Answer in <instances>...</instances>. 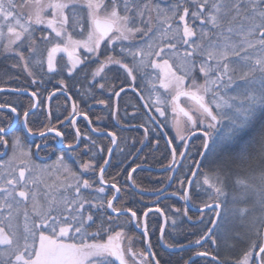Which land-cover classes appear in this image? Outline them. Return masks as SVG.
Returning <instances> with one entry per match:
<instances>
[{
  "label": "snow or ice",
  "instance_id": "6c2138e0",
  "mask_svg": "<svg viewBox=\"0 0 264 264\" xmlns=\"http://www.w3.org/2000/svg\"><path fill=\"white\" fill-rule=\"evenodd\" d=\"M0 59V79L23 73L27 80L0 93L30 99L27 107L0 102V264H162L148 222L153 211L164 217L163 247L192 252L182 264L193 257L264 264V0H0ZM129 91L137 103L121 131L142 133L131 147L158 146L166 129L176 131L166 145L169 170H185L182 191L153 192L156 201L184 202L171 206L172 217L158 204L127 199L141 165L127 170L116 153L128 140L93 127L80 107L92 100L117 118L112 101ZM57 92L71 101L69 114L53 123L49 110L47 123L34 127L37 110ZM140 112L145 119L132 124ZM197 133L193 156L188 141ZM177 138L183 151L172 147ZM183 218L200 226L195 239L166 240L168 221L175 229Z\"/></svg>",
  "mask_w": 264,
  "mask_h": 264
},
{
  "label": "flooded vegetation",
  "instance_id": "af4514ba",
  "mask_svg": "<svg viewBox=\"0 0 264 264\" xmlns=\"http://www.w3.org/2000/svg\"><path fill=\"white\" fill-rule=\"evenodd\" d=\"M5 62L0 59V67H3ZM117 75L115 69L109 73V77H114ZM117 83L119 81H116ZM55 81L51 83H46L47 90L44 92V96L48 95V92L54 90ZM70 86L73 84V81H69ZM0 86L3 87H23L27 86V80L23 73H19V79H12L5 82L4 79H0ZM31 90V89H30ZM74 98L80 99L77 96L75 89L73 88L72 92ZM97 98H107V95H101L100 91L97 89ZM7 99L8 101H14L17 104L23 105L27 107L30 103V99L27 95H8L5 93H0V102ZM112 103H118L119 112L117 118H113L110 115L109 109L105 108L102 105L94 104L92 100H88L87 103L81 102L80 107L83 111L88 112L89 117L92 119L93 127L107 128V130L116 131L118 135L121 137V141L124 139L128 140V145H125L123 142L120 143V147L125 149L123 155L119 153V149H117L116 158L124 160V165L127 170H130L131 167H135L136 164H140L141 167L137 168V171L133 173V178L136 181L137 188H129V196L127 199L130 201H141V204H146L148 207H155L158 204L165 213L172 217L173 213L171 210V206L175 205V207L183 208L184 202L181 201L178 197H170L164 198L161 197L159 201H156V197L153 195L154 190L160 188H166L167 193L172 192H180L182 191L179 183L177 181L185 175V170L180 168L179 165L175 166V170H169V164L171 162L170 149L166 145V139H170L176 136V131L171 126L166 129L168 132V136L166 138L160 139V143L157 146L155 141L153 140L151 143L145 142L146 146H142L139 143L135 145V148L131 147V142L133 139L139 141L142 138V133L135 130L125 129L121 131L127 121H129L130 116L125 115L127 112L131 114L134 111L132 107L133 104H136L137 101L133 99L132 93L129 91L127 95L122 94V98L116 102L112 101ZM143 103V102H140ZM71 101H68L65 95L57 92L55 96L52 97L51 100H45L41 109H38V115L33 117L36 123L33 125L34 127H38L41 122L47 123L46 115L50 110L52 113L53 123L56 122V119L59 118L63 120L66 115L70 112ZM91 106V107H89ZM42 113V114H41ZM171 117V113L169 114ZM101 116L105 117V119L101 121H97L96 117ZM145 119L143 112H140L136 119H132V124H137L138 122H142ZM77 126L81 128L82 132H88L89 127L87 125V121L83 119V117L77 118ZM62 130L68 133L67 141L72 140L70 128L64 127ZM200 135L194 137L189 145V148L193 154L195 155L196 149L200 144L198 139ZM97 139V142L103 144L105 147L111 146L109 144V140L107 137H94ZM35 139V138H33ZM172 147H177L178 152L183 151L182 142L177 138ZM142 151L137 152L136 149H141ZM128 152H131L132 155H127ZM106 155V153H105ZM198 158V157H197ZM177 161L181 160V157L177 155ZM188 163V161H185ZM110 174L115 175L116 170L110 169ZM173 176L174 179L169 181L168 177ZM121 185H124L126 182V172L123 176L119 177ZM146 189L147 191L143 193V199H141L140 189ZM141 204H135V207H141ZM189 215L193 216V219L197 217L198 213L195 211L194 207L190 205ZM178 222L180 221V217H176ZM149 226L150 230L155 228V232L152 234L151 239L154 245H156V251L163 252L162 256V264H182L184 259H187L192 255V252L187 250L181 252L179 249H167L163 247L162 241H159V231L158 228L161 224H164V217H161L158 213L153 211L149 214ZM200 226L194 227L191 222H188L186 218H183V223H178V226L174 229L171 225V220L168 221V224L165 225V238L169 242L172 240L178 241L180 243H187L188 239H195L194 236L191 235L192 232H199ZM137 235L138 232L133 230ZM222 255L226 254L222 251ZM234 254V253H232ZM194 264H207L205 258L193 257Z\"/></svg>",
  "mask_w": 264,
  "mask_h": 264
},
{
  "label": "water",
  "instance_id": "95a60500",
  "mask_svg": "<svg viewBox=\"0 0 264 264\" xmlns=\"http://www.w3.org/2000/svg\"><path fill=\"white\" fill-rule=\"evenodd\" d=\"M197 135H200V133H197ZM193 138H194V137H193ZM193 138H191V139L188 141L189 145H190V142H191V140H192Z\"/></svg>",
  "mask_w": 264,
  "mask_h": 264
},
{
  "label": "trees",
  "instance_id": "16d2710c",
  "mask_svg": "<svg viewBox=\"0 0 264 264\" xmlns=\"http://www.w3.org/2000/svg\"><path fill=\"white\" fill-rule=\"evenodd\" d=\"M199 141H200V137H198ZM200 145V144H199Z\"/></svg>",
  "mask_w": 264,
  "mask_h": 264
}]
</instances>
